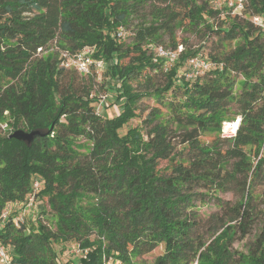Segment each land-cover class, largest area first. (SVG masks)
<instances>
[{
  "label": "trees",
  "instance_id": "16d2710c",
  "mask_svg": "<svg viewBox=\"0 0 264 264\" xmlns=\"http://www.w3.org/2000/svg\"><path fill=\"white\" fill-rule=\"evenodd\" d=\"M213 1L0 0V122L8 115L14 131L41 134L29 144L0 137V215L8 203L23 206L34 181V201L49 209L31 225L14 224L21 208L14 209L0 226L12 264H135L158 247L154 264H264V212L255 213L252 193L264 176V31L251 22L264 18V0H244L240 15L216 10ZM136 19L130 43H120L118 32ZM178 30L238 42L209 55L221 70L186 80L179 70L198 50L183 49L167 72L152 52L165 36L172 49L182 46ZM86 47L108 64L115 100H122L117 116L95 112L90 88L59 94L70 71L59 67L60 52ZM147 72L164 76L151 96L168 116L154 109L121 135L143 97L132 82L142 76L148 84ZM234 74L242 77L238 93ZM234 117L241 118L237 134L220 138L221 123ZM203 136L214 141L202 144ZM80 138L87 144L78 145ZM173 139L192 156L176 158ZM160 160L168 162L166 174L156 169ZM232 181L240 182L241 200L219 202L221 233L210 243L197 240L194 203ZM257 223L247 252L232 250ZM70 242L86 255L60 263L54 246Z\"/></svg>",
  "mask_w": 264,
  "mask_h": 264
},
{
  "label": "rangeland",
  "instance_id": "374dc122",
  "mask_svg": "<svg viewBox=\"0 0 264 264\" xmlns=\"http://www.w3.org/2000/svg\"><path fill=\"white\" fill-rule=\"evenodd\" d=\"M231 15H234L232 13ZM140 18V15L138 16ZM264 20V18H262ZM138 23V20L136 19L133 21V24L128 29H121L120 32L122 33L120 43L126 45L130 43L131 41V34L132 29L134 26ZM217 22H215L216 24ZM175 38L178 43L182 44V49L186 51H199V55H201L204 59L211 60L209 58V55H216L221 50H230L232 49L237 41H223L222 36L214 35L213 33L209 34L206 32L204 34L203 32H200L199 34L196 33H188L184 31H176ZM222 44L225 45V49L222 48ZM227 44V46H226ZM55 44H51L49 46V51L52 49H55ZM162 47L167 49H172L170 44L169 37L165 36L163 38V44ZM99 60V59H98ZM105 62V61H104ZM124 63L128 62V59H125L123 61ZM107 66V67H106ZM108 68V64L105 62V70L101 72V78L100 80H92L88 77L81 76L75 72L72 71H65L62 75V77L59 80V94H66L68 92H75L76 94H82V92L88 88H90L91 95L93 99L95 100L93 102L94 110L98 113V115L102 118H112L114 116H117L120 113V104L122 103V100H119L118 102L115 100L116 98V91L114 89V84L110 83L109 77L106 75V69ZM146 76H150V82L148 84L143 83L144 77H139L137 81L132 82V86L141 94H143L142 98L138 102V110L136 112L135 119L131 120L127 126H125L123 129L120 130V134L123 135L126 133L128 127H137L141 126L143 120L146 118V116L154 109L159 110L161 114H163V117L168 116V111L165 107L161 106L159 104V101L155 99V97L151 96V92L155 90L157 87H162L164 84V76L160 72H147ZM236 84L234 86L235 93H238V86L239 81L242 80V77L240 75L234 74ZM138 83H142L141 86L138 85ZM145 84V85H144ZM146 86V87H145ZM108 89V90H107ZM148 94V95H146ZM106 95L105 99H101L103 96ZM176 97L180 96V93L176 92ZM171 98L169 95L165 97L162 102H168ZM102 101V103H101ZM162 103V104H163ZM14 122L13 119L10 118L8 115H5V119L0 122V137H8L12 135L14 131ZM170 129L173 130V125L170 126ZM143 132L148 130V127H143ZM220 138L221 134H220ZM175 140V139H173ZM214 141V136H203L200 139V142L202 144L208 145L211 144V142ZM78 145H86L87 143L84 142V139H78L77 141ZM174 150L176 158L183 157L188 158L192 156L191 151L186 149L181 144H178V141L175 140L173 143ZM80 153H84V149L79 148L78 149ZM264 156V154H263ZM168 162L165 160H160L157 165V170L161 174H166L168 172L167 170ZM264 172V169H262ZM240 181V179H239ZM239 181H232L228 184H226L225 189L221 192L214 193L213 195H209L207 197H203L200 201H196L194 203L193 207V215L195 217L196 227L192 231V236L194 238H197V240H200L202 242H208L210 243L215 236L221 233L222 226L220 225V209L218 206L219 202L228 203L230 206H233L238 201L241 200L243 193L241 190L240 182ZM200 191V190H199ZM203 192V191H200ZM264 192V176L259 177L254 181V184L252 186V193L254 196L253 199V206L255 213L264 212V201L262 197V193ZM263 202V203H262ZM41 210H44L45 213H49V209L47 207V204L45 201H37L33 205V208L25 217L26 224L31 225L35 219L39 218L41 216ZM45 218L50 219L48 215L45 216ZM50 222V220H49ZM46 224H50L48 222H45ZM259 226L260 224L257 223L253 226L251 229V233L247 238H244L243 240H235L232 245V250H236L238 252H247L248 248L250 247L249 244H251L257 234L259 233ZM238 237V235H236ZM77 245H75L73 242L70 243H64L63 245H55L57 252H59L58 260L60 263H65L67 261L74 260L76 255L74 251L76 250ZM162 253V249L158 247L151 253L144 255L138 259L135 260V264H154V259L159 256ZM111 264V263H109ZM192 264H197L192 263Z\"/></svg>",
  "mask_w": 264,
  "mask_h": 264
},
{
  "label": "built area",
  "instance_id": "2783aa9c",
  "mask_svg": "<svg viewBox=\"0 0 264 264\" xmlns=\"http://www.w3.org/2000/svg\"><path fill=\"white\" fill-rule=\"evenodd\" d=\"M213 7L216 10H222L223 8H225L226 10L231 11V13L240 15L244 10V0H214ZM262 18L263 17L260 16L253 17L251 19V22L264 31V20H262ZM117 35L121 37L122 33L118 32ZM182 51V46H178L175 49H167L162 46H155L152 50L154 57L162 61V69L164 72H167L179 61V57ZM59 60L60 68L74 71L84 77L96 76L97 80H100L101 72L105 70V62L94 58L93 49L88 47L72 53L61 51ZM216 69L221 70L222 65L204 59L201 55H197L193 58H189L185 62V66L180 68L179 72L184 75L186 80H189L194 79L195 77L200 76L205 72ZM105 98L106 95L101 99ZM240 124V117H234L230 120L222 122L220 133L221 137L225 139L235 137L240 128ZM38 189L39 183L37 181H34L32 183V195L23 206L22 204L18 203L6 204L0 215V226L3 225L4 221L8 219L9 216L13 215L14 209L18 208H21V210L12 218V221L14 222V224L23 223L26 215L33 208V205L35 203L34 194L38 192ZM74 253L75 255L84 257L86 255V250L83 251L78 249L77 247ZM9 258L10 256L7 247L3 244H0V264H12Z\"/></svg>",
  "mask_w": 264,
  "mask_h": 264
},
{
  "label": "water",
  "instance_id": "95a60500",
  "mask_svg": "<svg viewBox=\"0 0 264 264\" xmlns=\"http://www.w3.org/2000/svg\"><path fill=\"white\" fill-rule=\"evenodd\" d=\"M40 132L38 131H32L29 133L23 132V131H15L10 138L15 139L17 141H21V142H26L27 144H29L32 139L36 136H40Z\"/></svg>",
  "mask_w": 264,
  "mask_h": 264
}]
</instances>
